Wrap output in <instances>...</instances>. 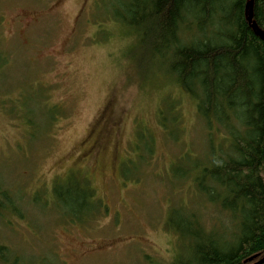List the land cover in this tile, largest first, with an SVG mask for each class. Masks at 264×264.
I'll return each mask as SVG.
<instances>
[{
  "label": "rangeland",
  "instance_id": "rangeland-1",
  "mask_svg": "<svg viewBox=\"0 0 264 264\" xmlns=\"http://www.w3.org/2000/svg\"><path fill=\"white\" fill-rule=\"evenodd\" d=\"M127 2L0 0V186L23 210L3 212L0 244L21 264H177L192 215L231 237L195 183L197 101L162 68L144 76ZM90 191L103 209H71Z\"/></svg>",
  "mask_w": 264,
  "mask_h": 264
},
{
  "label": "trees",
  "instance_id": "trees-1",
  "mask_svg": "<svg viewBox=\"0 0 264 264\" xmlns=\"http://www.w3.org/2000/svg\"><path fill=\"white\" fill-rule=\"evenodd\" d=\"M250 1L128 0L121 17L138 38L144 76L162 68L197 101L210 146L209 163L195 183L232 219L233 232L225 239L192 215L185 231L189 255L177 264H250L264 257V42L248 22ZM254 21L264 31V0L254 1ZM215 124L221 132L216 147ZM87 197L95 201L92 208L85 198L78 208L66 206L75 212L103 209L93 191ZM11 203L0 186V218L4 211H23L15 203L7 208ZM21 262L0 244V264Z\"/></svg>",
  "mask_w": 264,
  "mask_h": 264
},
{
  "label": "water",
  "instance_id": "water-1",
  "mask_svg": "<svg viewBox=\"0 0 264 264\" xmlns=\"http://www.w3.org/2000/svg\"><path fill=\"white\" fill-rule=\"evenodd\" d=\"M254 1L255 0H251L247 5L248 22L251 25L256 36H258L264 42V31L254 21ZM259 258H260L259 256H255V257L249 259L248 263H250V264H263L264 263V257L258 261Z\"/></svg>",
  "mask_w": 264,
  "mask_h": 264
}]
</instances>
